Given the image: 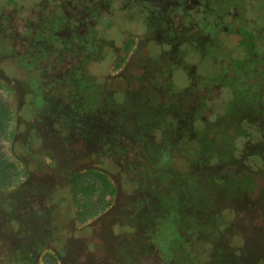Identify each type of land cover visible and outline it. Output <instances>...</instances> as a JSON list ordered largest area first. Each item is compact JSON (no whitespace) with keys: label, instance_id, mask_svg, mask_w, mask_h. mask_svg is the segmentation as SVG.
Masks as SVG:
<instances>
[{"label":"rangeland","instance_id":"obj_1","mask_svg":"<svg viewBox=\"0 0 264 264\" xmlns=\"http://www.w3.org/2000/svg\"><path fill=\"white\" fill-rule=\"evenodd\" d=\"M105 1L0 0L2 65L7 75L13 74L15 63L27 69L17 70L15 80L0 70V181L4 185L0 192L18 199L32 185L27 162L12 154L16 139L31 130L52 129L48 135L55 145L45 141L39 150L43 163H33L35 171L55 172L69 163L81 171L76 226L84 230L79 241L84 253L80 251L76 260H72L74 253L55 260L45 250L39 262L110 264L107 261L118 255L114 254L119 246L100 231L133 234L136 228L138 236L146 237L151 228L166 223L165 262L176 260L172 245L168 250L170 243L180 244L171 233L176 224L187 231L186 236L205 228L204 223L194 224L203 218L189 208L205 206L194 189L203 192L212 186L203 167L215 148H233L238 153L237 160L224 154L211 158V165L223 164L219 173L225 176L215 178L214 185L223 191L218 201L230 205L229 200L244 196L248 209L260 211V217L253 219L257 223L251 224L250 239L264 243V189H260L264 188V89L254 82L262 83L259 74L264 72V0L241 1L246 23L243 29L234 27L235 32L230 28L236 22L234 6H227L232 0H205L209 11L215 1L220 11H226L225 31L213 26L219 14L207 16L212 21L208 35L214 52L196 46L186 21L192 15L181 12L178 5L182 0L163 9L162 0H154L157 6L147 14L140 11L139 3L147 5L144 0ZM185 11L190 10L186 7ZM7 54H15L13 60ZM25 74L42 86L28 96L33 115L20 107V96L28 87L20 82ZM137 92L147 101L142 102ZM38 93L44 103H38ZM112 93L116 99L123 93L121 102L115 99L116 106L110 101ZM158 172L168 175L158 178ZM101 176L116 184L113 196L107 186L103 189ZM158 194L160 201H155ZM146 200H150L147 209L140 215L127 206L131 202L139 208ZM250 201L255 207H248ZM245 206L241 217L246 215ZM107 214L121 225L112 221L100 225ZM142 218H153L149 227H134L144 223ZM231 230L222 229L226 233L223 242L231 238ZM196 236L189 240L196 253L190 257L194 259L191 264H206L212 246L195 240ZM127 239L136 241L132 235ZM143 262L149 263L146 258Z\"/></svg>","mask_w":264,"mask_h":264},{"label":"flooded vegetation","instance_id":"obj_2","mask_svg":"<svg viewBox=\"0 0 264 264\" xmlns=\"http://www.w3.org/2000/svg\"><path fill=\"white\" fill-rule=\"evenodd\" d=\"M106 1H105V3H106ZM135 1L137 3L139 2L138 0H135ZM241 1H243V0H232L231 3L227 4V6L231 7V8H232V6H234L233 10L235 11L232 14V17H234V19H236V22H235V25L230 27L232 29V32L236 31L234 29V27H236V26H239L240 29H243L244 25L246 23V19H245L244 14H243L244 2L242 3ZM144 2H146L147 5H145L144 3H139V4H140V7H141L140 11H142V13H145V14L149 13L150 11H153L154 10V6H157L156 4H154V0H144ZM160 2H162V5H163L162 9L164 7L165 8L171 7V3H174V2L176 4H178L177 0H162ZM106 5H108V4H106ZM178 5H180L181 10L183 9L181 12L184 11L185 13L192 15V17L188 18V20L186 19V21L190 23V31H191L192 36L194 37V39L197 41L196 42V44H197L196 46L200 47L199 49L203 48L204 50H207V52H209V51L214 52L213 48H211V46H210L212 43L209 41V35H208V34H210L209 23L211 24V22H212L209 18H210L211 15H214L215 12L217 14H219L220 16L216 17V22L217 23L215 25H213V26H214V28L216 27L218 32L219 31H225L227 29V25L225 24V20H224V15L226 14L225 9L223 8V11H220L217 8L216 1H215L213 3V5H210V11H209L208 10V5H207V1H205V0H200V3H199V0H187V1L182 0L181 4H178ZM186 7L190 11H185ZM106 9H107V7H106ZM158 10H160V9H158ZM218 11H220L221 13L218 12ZM199 12L201 14H199ZM236 13H240V15H237V17H236ZM175 17H176V15H175ZM79 18L82 19V16L79 15ZM190 19H191V22H190ZM175 20L179 21V18H175ZM76 23H78V22L76 21ZM198 30L200 32H198ZM166 34H169V33L166 32ZM242 35L246 36L245 34H242ZM204 43H207V46H203ZM220 50H221V48H218V51H220ZM261 69H264V63L261 64ZM19 70H22V69H19ZM259 75H260V78L262 80V83L259 82V81H256V80H254V82L258 85V87H260L261 89H264V72L263 73L260 72ZM107 79H108V77H107ZM115 80H117V79H115ZM35 83H37V81ZM35 83H33V84H35ZM76 86H78V84ZM115 90H116V88H115ZM30 91H31L32 94L30 93L28 96L32 97V95L34 94V92L36 90L33 87V89L31 88ZM67 93L68 92H64V95L67 94ZM24 94L25 93L23 91V94L20 96V102H21L20 103V107L22 108V111H24V109H26L27 110L26 112L33 114V112H34V110H33V108H34L33 107V102L31 101V99H29L27 102H25ZM88 95H90V94H88ZM137 95L139 97H141V99H142L141 101L142 102L143 101H145V102L147 101V99L144 98L145 96H141L138 92H137ZM115 96H116V94L113 97L114 99L113 98L110 99V101L112 103H114L113 106H116V103H117L116 101L115 102L113 101V100L116 99ZM38 98H39L38 99V103L39 102L43 103L45 101V98L40 96V93H38ZM43 99H44V101H43ZM36 100H37V97H36L35 101ZM91 101L93 102L95 100L91 99ZM119 102H121V101H119ZM87 103H88V96L85 99L84 107L87 105ZM91 109L92 108H89V109L87 108V110H91ZM49 128L50 127H48V130H49ZM51 131H52V129L49 130V131H44V132L43 131L42 132H38L37 130H34V131L31 130L29 132H25L23 134L22 138H20V137L17 138V139H20L19 142L21 141V145L23 147H25L26 152H27L25 154L26 157L23 160H26V162L29 160L32 163H37V164L43 163L42 162L43 157L40 155V151H39L40 148H43V146H44V144L46 142H50L51 145L55 146L52 143V141H50V139H49L48 132H51ZM49 151L51 153H53V151H51V150H49ZM59 151H60V149L58 148V152ZM211 158L208 160V162L211 160ZM33 159L35 161H32ZM27 164H29V163L27 162ZM58 165H60V164L58 163ZM222 166H223V164H221V166L217 167L216 170L214 169L212 171V173H208V175H207V178L209 177V179L212 182V186H211L212 190H214L217 194L223 193V191L218 186L214 185V183L216 181V179H215L216 177H217V180L220 179V178H224L225 177V176L222 175L223 174L222 172L219 173V171L221 170ZM67 169H69V172H68ZM73 171H79L81 173L80 169L77 166H75L74 164H71V163H69L67 165V167H64L63 169L57 168V170H55V172H50V171L48 172V170H47L46 173L42 174L39 171H36V173L40 177H42V179L40 177H38L37 179L35 178L36 180L40 181V185L39 186H41V187H39V188H37L35 190H32L30 192L31 195H32V198L35 197V196L49 195L51 193L52 187H54L55 185H58V184L64 185L65 181H67L66 177L71 176V174H73ZM206 173H207V171H206ZM28 180H31L30 183H32V185L31 184L27 185L26 189L28 191L25 189V191L28 192V195H29V190H31V188L33 187L34 180L31 179V178L28 179ZM36 180H35V182H37ZM214 186L216 187V189L214 188ZM258 188H260V187H258ZM198 189L199 188H197V190ZM260 189H264V188L261 187ZM197 190L195 191V189H194V192H197ZM157 197L161 198L159 196V194L157 195ZM38 200H40V199H38ZM151 200H153V199H151ZM154 200L157 201L156 198H154ZM147 201H150V200H146L144 205L142 207L140 206L139 208H138V206H135V205L133 206L131 204V202H129V204L127 206L129 208V210L132 209V211H135V213L140 215V213L143 210L147 209V205H146ZM32 202H33V200H32ZM1 203L2 202L0 201V264H25V260L26 259L24 260L23 256H21L19 254V252L25 250V248L27 247L26 244L29 245L30 244V240L34 241L38 234L36 233V231H33V230L30 231V230L25 229V228L18 230L16 227H12L10 222H11V219H13L14 217H18L17 216L18 209L17 208H12L13 212H11L10 215H9L7 213V211H5V212L3 211ZM136 207H137V210H135ZM245 208H246L245 218L247 220L243 219L245 221V223L243 225H241L240 228H244V230L247 232L248 230L251 229V226H252L251 224L252 223H257L256 221H253V219L256 218V217H260V215H259L260 211L259 210H250L247 207H245ZM15 209L17 210V212H14ZM198 209H200V208H197V209L194 208V211H195L194 213L197 214L200 219L203 218V220L198 221V223L194 222V224L195 225L198 224V226H202L203 223H204V227L205 228L203 229V231H206L205 233H203L202 230L200 231V229L203 227L202 226V227H198V230L193 231L188 236H186L187 235V231L184 229V232H183V229H182L181 225L179 226L178 224H176V227L171 232L172 234H175V233L178 234V235L182 234L184 236V238H186L185 239L186 240L185 243L186 244L188 243L187 245H189L187 247L189 248L190 251L187 250L186 248H184L183 254L178 255L179 260L182 259V260H185L187 262L186 258H188V256H189L188 254L193 253L194 255H196L194 250L191 249V245H192L191 243L192 242L189 241L190 238L193 237L195 234L197 235L196 238H194L195 240H200L201 239V241L207 242L208 246H210V248L212 246V249H211V253L212 254H210V259H209L208 262H206V264H210V263H212V261H215L212 264H216V263L217 264H255L256 258L259 255H262L261 253L264 254V252L261 251V248L259 247L258 243H255V242L251 241L250 237H247L246 235L240 236V238H235L234 237L232 239L227 237L228 239H225V241L223 242L222 239L226 236V233H221L222 228H230V227L233 226V223L230 222V221L224 222L223 224L220 223V222L217 223V221L216 220H212V218L210 219V218L203 217L201 215V213L198 211ZM123 212H126V211H123ZM130 215L131 214L126 215V216H128L126 219H129ZM11 216H13V217H11ZM105 218H107L108 220L107 219L106 220H101L102 222H101L100 225H102V224H107L108 225V224H110L111 221L115 225L116 224H120L121 225V222L118 223L114 219L109 220V218H110L109 214H107V216H105ZM249 218H251V220ZM132 219H133V217H132ZM152 219L149 218L147 220V219H143L142 218V220H144V223H142V222L135 223L134 227H137L138 224L147 225V227H149ZM209 219H210V223H209ZM125 223H127V222H125ZM13 224H15V223L13 222ZM27 225H29L28 222H27ZM125 225H127V224H125ZM166 225H167V223L165 225L159 227V228L156 227V229L155 228H151L149 234L146 237L138 236L137 232H136V228H135L133 234H130V233H127V232H124V231L120 232V233H115V234H113V232H111V231H109V232L100 231L99 234L103 235L105 238L108 237V239L114 240L115 244H118V246H119L117 248V251H116L117 253L114 254V255H116V254H118V255L115 256V257L112 256L111 258H109L107 263H110V264H121V260L122 259L120 260V258H122L123 255H125V251H126V249L124 247H129V248L137 249V250H141L138 247H143L142 249L144 250L143 251L144 256L137 258V257H135V254H133L132 256H134V257L125 258V260H126L125 262L128 263V264H145L146 262L144 263L143 260L146 258V261L149 262V263H146V264H174V263L177 264L175 262V260L170 261V262L168 261L166 263L165 262L167 260V258H165L166 249H164L163 246H159L157 244H154V242H152L149 239L151 234H153L155 236H159L160 233H161V236L164 237L165 233H166V229H167V227H169V226H166ZM111 226H112V224L109 227H111ZM120 227L122 228V226H120ZM120 227H119V229H120ZM104 228H105V226H104ZM209 228L211 230H209ZM253 228H255V227H253ZM34 230H36V229H34ZM81 230H83V229H81ZM250 233H251V231H249L248 235H250ZM157 234H159V235H157ZM131 235H132L133 238H134V236H136V237H140V239L136 238V241H132V243L128 242L129 240L127 238L129 236H131ZM220 237H221V239H219ZM177 238L179 239V237H177ZM236 240H237V242H236ZM121 241H123V242H121ZM179 241H182V240L179 239ZM34 243L37 245V247L35 246V249L33 250V253L35 255H33L32 261H34V259H35L34 262L36 264L38 262V257L36 258V254H38V256H39L40 252L43 251L45 248L43 247V243H41L40 240L34 241ZM123 243H124L125 246H123ZM120 244H122L121 248H120V246H121ZM172 244H175V243L172 242ZM180 244L182 245L181 242H180ZM261 244L264 245V243H262V242H261ZM79 245H80V242L78 241L76 246H74L75 249H72V251H69L70 254L68 253V255H67L68 257H70V255H72L74 253L73 256H72V260H76V258L78 257V255H79V253L81 251L80 248H79ZM181 245H179V246H181ZM198 245H200V247H201L203 244L198 243ZM254 245H256V249L255 250L252 248V246H254ZM194 246H196V245L194 244ZM239 246H241L240 249H239ZM183 247H184V244H183ZM158 248L161 249L164 252V254L162 256L159 255ZM14 250L16 252L18 251L17 254H15ZM153 250L154 251L156 250V253L158 252L157 256L151 255ZM168 250H170V249L168 248ZM241 250H243L245 252V255L241 254ZM82 251L81 252L84 253V250H82ZM13 254H14V257H15V261L11 262V260H9V259H10V256H13ZM173 254L175 255L176 253H173ZM220 255H221V257H219V259H216L217 256H220ZM68 257H66V258H68ZM190 257L191 256H189V259H191ZM192 257L194 258L195 256H192ZM213 257L215 258V260H213ZM32 261H31V263H32ZM99 262L100 261H98L97 264H102L101 262L100 263ZM64 263H66V262L64 261ZM92 264H96V262L92 263Z\"/></svg>","mask_w":264,"mask_h":264},{"label":"trees","instance_id":"obj_3","mask_svg":"<svg viewBox=\"0 0 264 264\" xmlns=\"http://www.w3.org/2000/svg\"><path fill=\"white\" fill-rule=\"evenodd\" d=\"M13 56H15V54H13V55L7 54V57L11 58L10 60H13V58H12ZM0 57H1V59H0V70L2 71V73H4L6 75L5 76L6 78L9 77L8 79L15 80L16 79V73H17V70H19V68L22 69L23 72H27V70L25 68H23L22 66H20V64L15 65L16 64L15 63V64H12L13 74L7 75L6 66H4V64L2 65V62H3L2 61L3 60L2 55H0ZM15 60H16V57H15ZM87 67L88 66H86L85 69H87ZM7 72H9V71L7 70ZM28 77L29 76H27V74L22 75V78H25V80L24 79L20 80V82L23 83L25 85V87L28 86L27 88H24L25 102H27L29 100L28 95L31 93V91H30L31 88L33 89V87H34V89L37 90V87H39L40 89L42 87L41 82L33 84L31 82L32 80H29ZM29 86L31 88H29ZM121 94L122 95L117 96L118 97V99H116L117 102L123 100V93H121ZM40 96H42V95L40 94ZM43 101H44V99H43ZM113 101L115 102V100H113ZM19 140L20 139H17L15 144H13L12 154H14V156H16L17 158L23 160L26 157L25 154L27 152H26L25 147H23L20 144ZM203 151L204 150H201L200 152L203 153ZM223 154L226 155L227 157H230L231 159H234V160L238 159V153L233 148L232 149L231 148H228V149H226V148H223V149L215 148V149H213L212 152H209L208 155L210 157H213L216 155L221 156ZM234 160H232V161H234ZM32 161H35V160L33 159ZM27 162L29 163V164H27L28 170L31 172V177H29V178L34 180V185L31 188V190H29V195H28V192H26V194H24L23 196L16 199L14 197L15 194H11L13 196L12 197L11 195H9V192L0 193V196H1L0 201L2 202L1 206L3 208V211L4 212L7 211V213L10 215V213L13 211H12V208L9 209V206H11V207L14 206V208H16L18 205H23V203H24L27 210H28V214H26V215H28L27 220L29 223V225L26 224V226L24 228H26L30 231L31 230L36 231V233L38 234L36 239L40 240V242L43 243V247L45 248L44 250H48V251L50 250L54 254H57V255H59V257L64 259L65 257H67L69 251H72V249H75L74 246H76L78 241H80L81 238L84 237L83 236L84 230H78L79 227L76 226L77 221L80 219V214L78 213L80 206H78V203H77V195H78V180L80 179L81 173L79 171H73V174H71V176L66 177L67 181H65V184L64 185L58 184V185H55L54 187H52L51 193L49 195L35 196L32 198V195L30 192L32 190H35V189L41 187V186H39L40 181L36 180L40 176L35 171V168H34L35 165L29 160ZM51 162H52V160H51ZM210 162H211V160L209 161V163H207V164L205 163L206 166L203 167L208 173H212V171L214 169L216 170L217 167L221 166V164L219 162L217 164H214V165H211ZM167 166L168 165H165V167H167ZM67 170L69 172V169H67ZM168 173H170L169 170H168ZM168 173L158 172L157 176H159L158 178H160V177H163L162 175H164V174L168 175ZM40 178L42 179V177H40ZM99 179L102 183L103 189H105L104 187L107 186L108 189L111 191L110 195L113 196L117 191L116 184L114 185V183H112V181H109L106 176H101ZM35 180L37 182H35ZM3 186L4 185L3 184L1 185V181H0V189L3 188ZM214 188L216 189L215 186H214ZM197 191L200 193L199 201L201 203L203 202L202 204L205 205L204 207L202 206L200 209H198V211L201 213V215L203 217L210 218V219L212 218V220H216L217 223L220 222L222 224L225 221L232 222L233 226L229 228V229H233V230H231L233 232H231V234H230L231 238H234V237L240 238V236H244V235H246L247 237H251V235H248L250 230H248L246 232L244 230V228H240V226L245 223V221H244L245 217L244 216L241 217V215H243V212H244L243 207L246 205L244 202V198H243L244 196L237 195V197H235L236 198L235 200L234 199L229 200L230 205L229 204L225 205L224 203H221L220 201H218V197H217L218 194L214 190H212L211 187L205 188V191H203V192H200L199 189ZM186 192H188V191H186ZM183 198L185 199V197H183ZM38 199H40L41 201ZM156 199H158L160 201L159 197H156ZM195 199H196V197L194 198V200H191V202L192 201L195 202ZM32 200H33V202H32ZM191 202H189V204H191ZM250 202L252 204L249 203V206L255 207L253 202L252 201H250ZM192 208L190 207L189 209L194 210V208L193 209ZM11 217H13V216H11ZM92 217H93V215H92ZM13 219H16V218L14 217ZM34 222H39V224H38L39 227L37 225L36 230H34L35 229V225H34L35 223ZM221 233H223V231H221ZM157 235H159V234H157ZM173 235L176 238L179 237V239L182 240L180 242L182 244H184V248L189 250V248L187 247V246H189V245H187L188 243L187 244L185 243L186 238H184V236L182 234L178 235L175 233ZM134 238L140 239V237H136V236H134ZM36 239L34 241H37ZM149 239L152 242H154V244H157L159 246H163V248L166 249V247H164V246L168 242L163 241L165 239V236L162 237L161 233L159 236H155V235L151 234ZM34 241L30 240V244L29 245L26 244L27 247L25 248V250L19 252V254L21 256H23L24 260L26 259L25 264H35V262H34L35 259H34V261H32L33 255H35L33 253V250L35 249V246L37 247V245L34 243ZM251 241L258 243L259 247L261 248V251L264 252V245L263 244H261L260 242H256V240L254 238L251 239ZM171 245L175 249L172 253H176L175 257L177 259L175 260V262L177 264H191L194 262L193 259H189V258H186L187 262L185 260H182V259L179 260L178 255H180V253L182 251V248L179 249L180 244L179 243L178 244H176V243L171 244L170 243L168 245L169 249H170ZM123 246H125L124 243H123ZM124 248L126 249V251H125V255H123V257L121 256L122 258H120V260L122 259L121 264L126 263L125 258L134 257V256H132L133 254H135V257H137V258L144 256V254H143L144 250L142 249L143 247H138L142 251L137 250V249H132L129 247H124ZM240 248H241V246H239V249ZM252 248L255 250L256 245L252 246ZM179 250H181V251H179ZM17 252L15 251V254H17ZM261 254L262 255H259L260 257L258 256L256 258L255 264H264V254L263 253H261ZM151 255L157 256L158 252L156 253V250L155 251L153 250ZM188 255L191 257L195 256L194 254L193 255L188 254ZM37 257H38V254H36V258ZM9 260H11V262L15 261L14 254H13V256H10ZM31 261H32V263H31ZM61 261H63V260H61ZM36 264H39V263L37 262ZM41 264H43V263H41ZM126 264H128V263H126Z\"/></svg>","mask_w":264,"mask_h":264},{"label":"crops","instance_id":"obj_4","mask_svg":"<svg viewBox=\"0 0 264 264\" xmlns=\"http://www.w3.org/2000/svg\"><path fill=\"white\" fill-rule=\"evenodd\" d=\"M30 179V178H29ZM29 181V180H28ZM1 193V192H0ZM2 193H4V192H2ZM9 195H11V194H9ZM10 208H14V206H9V209ZM17 209H18V213H17V216H19V217H15L16 219H11V222H10V224L12 225V227H16L18 230L19 229H23L25 226H26V224H27V222H28V220H27V217H28V215H26L27 213H28V210H27V208H26V206H25V204L23 203V205H18L17 207H16ZM20 209V210H19ZM27 220V221H26ZM13 222L15 223V224H13ZM35 224V229L37 228V225L39 224V222H34ZM38 227H39V225H38ZM26 229V228H25ZM43 251H45V250H43ZM43 251H41L40 252V254H39V256H38V263L39 264H41L40 262H39V259H40V255L42 254V252ZM48 250H46V252H47ZM48 253H50L51 254V256H53V258L55 259V260H58V255L57 254H54L52 251H48Z\"/></svg>","mask_w":264,"mask_h":264},{"label":"built area","instance_id":"obj_5","mask_svg":"<svg viewBox=\"0 0 264 264\" xmlns=\"http://www.w3.org/2000/svg\"><path fill=\"white\" fill-rule=\"evenodd\" d=\"M2 146L7 147L5 143H2Z\"/></svg>","mask_w":264,"mask_h":264}]
</instances>
